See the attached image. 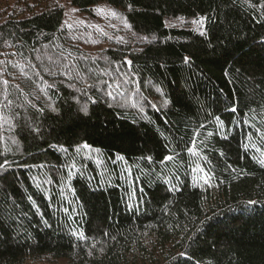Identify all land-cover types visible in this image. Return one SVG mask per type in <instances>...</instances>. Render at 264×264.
I'll list each match as a JSON object with an SVG mask.
<instances>
[{"label": "trees", "instance_id": "1", "mask_svg": "<svg viewBox=\"0 0 264 264\" xmlns=\"http://www.w3.org/2000/svg\"><path fill=\"white\" fill-rule=\"evenodd\" d=\"M98 1L133 38L0 0V264H264L260 0Z\"/></svg>", "mask_w": 264, "mask_h": 264}, {"label": "rangeland", "instance_id": "2", "mask_svg": "<svg viewBox=\"0 0 264 264\" xmlns=\"http://www.w3.org/2000/svg\"><path fill=\"white\" fill-rule=\"evenodd\" d=\"M63 7V22L67 21V24H71V28H88L94 29L104 36L111 37L113 39L127 40L133 38L132 32L128 21L125 19L123 12L118 8L106 1H98L87 6L85 9H80L71 3V0H61ZM78 9L76 12L70 11V9ZM97 8L104 9V12L97 14L94 11ZM109 9L114 10L117 15L112 16ZM65 13H68L65 15ZM81 21L83 23H81ZM167 21L170 25L176 26H192L197 23L193 21H199L197 18H182V17H168ZM127 25V26H126ZM69 28V27H68Z\"/></svg>", "mask_w": 264, "mask_h": 264}, {"label": "snow or ice", "instance_id": "3", "mask_svg": "<svg viewBox=\"0 0 264 264\" xmlns=\"http://www.w3.org/2000/svg\"><path fill=\"white\" fill-rule=\"evenodd\" d=\"M58 6H59L60 8H63V7H64L63 5H58ZM252 6H253V7H256V5H252ZM260 7H264V0H260ZM70 11H72V12H76V11H78V9L72 8V9H70ZM94 11H96L97 14H101V13L104 12V9H102V8H97V9H95ZM108 11L110 12V14H111L112 16L117 15V13H116L114 10L109 9ZM67 14H68V13H65V15H67ZM81 23H83V22L81 21ZM193 23L202 24V20H201V21H193ZM65 25H66L67 27H69V28L72 27L71 24H67V21H65ZM126 26H127V25H126ZM200 34L203 35L204 33L201 32ZM184 60H185V63H187V62H188V57H185ZM124 64H125L126 66L130 67L131 64H132V61H131V60H125V61H124ZM117 72H119V68H117ZM36 74L39 75V73H36ZM104 74H105V75L108 74V73H107V70H105ZM53 75H54V73H53ZM123 76H124L123 79H117L116 81H114V86H113V83H109V81H102V83L106 86V87H105V95H106V97H108V98L111 99L112 101H116V102H118V101H117V97H123V96H124V91H123V89H124V87H125L126 85H128V84L130 83V77H128V74H127V73H124ZM69 78H70V77H69ZM41 79H43V78L41 77ZM0 83H3V85L5 86V90H6L8 84H9V81L5 79V80L0 81ZM70 86H71V85H70ZM49 87H50V88H51V87H54V85H49ZM93 87H94V85H87V88H93ZM108 89H112V90L109 91ZM85 94H86V93H85ZM4 98H5V100H7V96H5ZM8 103L10 104L11 101H8ZM77 103H79V100H77ZM91 103L95 104V103H96V100H91ZM110 106H111V105H110ZM80 111H81L84 115H88V113H89V109H88L87 105L82 106V107L80 108ZM230 111L235 112V111H236V108L233 107V108L230 109ZM217 119H219V118H217ZM201 127H203V125H201ZM256 132H257L258 134H260V130H259V129H256ZM198 135H199V133H194V138H193L192 141H191V147L188 148V151H189L190 153H192L193 155L196 154V151H194V150L196 149V144H197V141H196V138H195V137H198ZM261 138L264 139V134H261ZM84 147L87 148V147H89V145L85 144ZM65 151H67V150L65 149ZM149 159H150V158H149ZM173 159H174L173 156H167V157H165V160H168V161L173 160ZM260 163H261L262 166H264V160H261ZM8 167H9V162H8V160L5 158V159H4V162H3V163H0V170H5V171H6ZM72 167H75V165H72ZM79 238H81V239H86V237H84L83 234H80V235H79Z\"/></svg>", "mask_w": 264, "mask_h": 264}]
</instances>
